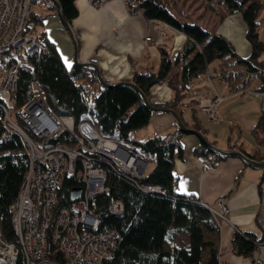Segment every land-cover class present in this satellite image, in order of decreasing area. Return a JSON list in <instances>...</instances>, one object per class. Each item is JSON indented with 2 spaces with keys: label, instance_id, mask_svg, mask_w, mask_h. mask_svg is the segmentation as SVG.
<instances>
[{
  "label": "trees",
  "instance_id": "1",
  "mask_svg": "<svg viewBox=\"0 0 264 264\" xmlns=\"http://www.w3.org/2000/svg\"><path fill=\"white\" fill-rule=\"evenodd\" d=\"M53 1L59 5L63 19L70 23L76 15L73 0ZM216 1L220 5L224 3L226 14L239 13L242 16L247 26L245 38L250 46L248 56L236 55L230 42L218 34L208 33L196 24L181 25L171 16V4L167 0H129L126 3L130 14L140 11L145 19L176 27L187 38L174 63L162 52L157 72L135 73L127 82L133 83L152 106L176 111L186 127L204 136L206 129L194 118V114L193 126H188L175 105L179 93L188 90L196 78L208 73L210 63L219 61L214 68V77L226 82L230 92L245 91L256 80L260 81L257 90L264 92V42L258 37L255 22L262 0ZM52 10L55 15V10ZM44 18L33 12L28 20L40 23ZM42 36L48 42V51L32 53L27 57L30 72L21 73L18 104L28 97V84L34 79L45 91L47 103L56 114L70 115L76 122L89 121L104 138L125 139L148 124L151 111L144 106L134 89L127 85L102 88L92 68L75 65L67 68L55 45ZM178 62L180 67L173 73V66ZM162 83L167 84L175 96L171 102L155 104L151 101L149 90ZM184 134L176 126L173 133L155 134L134 142L135 150L153 164L137 184L107 168L105 186L108 192L96 196L94 201L101 222L100 231L114 229L117 232V245L113 256L103 264H218L217 245L208 239V235L217 233L215 219L195 196L176 192L177 177L172 170L176 150H180L178 138ZM250 136L256 145L250 152L247 153L242 145L232 144L229 147L244 153L251 160H264V114L253 125ZM64 140L65 136L59 139ZM210 143L215 145L214 141ZM194 153L196 156L211 154V158L216 160L225 158L211 153L202 143ZM27 168V148L13 134L9 141L0 145V234L5 242L16 246L19 243L11 227L9 209L21 189ZM149 185L159 186L165 194L144 192L142 188ZM78 186L74 178L64 179L55 203V213L69 205L70 192ZM112 199L123 203L122 216L109 215L107 205ZM179 235L183 238L178 244L175 238ZM242 238V235L236 234L234 248L239 247ZM16 264H24L21 253Z\"/></svg>",
  "mask_w": 264,
  "mask_h": 264
},
{
  "label": "crops",
  "instance_id": "2",
  "mask_svg": "<svg viewBox=\"0 0 264 264\" xmlns=\"http://www.w3.org/2000/svg\"><path fill=\"white\" fill-rule=\"evenodd\" d=\"M91 1L73 0L76 15L69 25L76 39L78 61L96 64L108 84L128 81L135 73L157 72L162 52L172 63L180 55L187 39L180 29L147 20L140 11L130 14L124 0H100L99 7L93 6ZM167 1L171 4V16L181 25L196 24L206 32L218 34L229 41L239 57L249 55L245 22L238 15L226 14V10L216 0ZM53 17L55 19H50L47 32L41 34L56 48H60L58 53L62 62L69 68L73 65V46L56 14ZM260 17H264V5ZM257 33L264 42V27ZM146 37L150 38L147 43L144 42ZM178 65L179 62L176 66L174 64L173 71L177 70ZM217 66L218 63L212 68L208 66V74L199 76L189 85V91L180 104L184 109L182 119L192 127L190 102L201 97L217 96L220 99L216 105L219 120L212 124L218 126V133L215 131L211 134L204 124L206 117L202 113H194L200 124L205 126L206 133L203 136L208 142L214 141L215 146L217 136H222L226 141L223 150L232 149L229 145L236 144L242 145L248 153L256 146L250 131L259 116L264 114V92L257 90L260 86L258 80L245 91L230 92L226 82L212 80ZM149 93L155 104H165L174 98L165 83L151 87ZM176 126L171 114L155 111L151 112L148 125L138 134H142L145 140L163 130H166V134L173 133ZM190 135L184 134L178 138L180 150H176L172 170L177 177L176 192L195 196L203 206L216 211H220V201L227 207L228 222L218 218L217 233L208 235V239L217 245L219 259L228 264H259L256 262L258 260L264 264V248L253 245L264 239V229L257 221L260 191L263 189L260 184L262 170L258 172L257 169L249 168L237 157H226L219 160L220 165L216 170L203 172L194 153L202 142ZM207 135L211 136L210 139ZM247 137L250 141L246 140ZM234 227L243 236L237 248L233 246L237 234Z\"/></svg>",
  "mask_w": 264,
  "mask_h": 264
},
{
  "label": "built area",
  "instance_id": "3",
  "mask_svg": "<svg viewBox=\"0 0 264 264\" xmlns=\"http://www.w3.org/2000/svg\"><path fill=\"white\" fill-rule=\"evenodd\" d=\"M32 2L0 0V145L15 134L24 142L28 155L24 181L9 209L19 246L5 242L0 234V264H16L20 253L24 264H103L113 256L117 245L114 229L100 231L94 201L96 196L108 192L106 170L137 184L149 172V162L135 150V135L121 140L104 138L91 122L56 115L48 106L45 91L34 79L29 81L28 97L18 104L21 73L30 72L27 57L48 51L47 40L28 20L34 12ZM42 2L55 9L52 0ZM149 41V37L144 39L145 43ZM199 107L215 122V102L201 97ZM13 108L14 116L10 111ZM64 136L66 140L59 141ZM195 160L203 172L214 171L220 165L219 160L203 155H197ZM65 178L77 180L81 192L55 213ZM260 184L263 189L257 221L264 229V173ZM142 190L165 193L155 185ZM218 204L220 211L206 208L215 221L220 218L228 222L227 207L221 201ZM107 211L120 217L123 203L112 199ZM234 230L242 235L235 227ZM253 244L264 248V239ZM218 264L228 263L218 256Z\"/></svg>",
  "mask_w": 264,
  "mask_h": 264
},
{
  "label": "water",
  "instance_id": "4",
  "mask_svg": "<svg viewBox=\"0 0 264 264\" xmlns=\"http://www.w3.org/2000/svg\"><path fill=\"white\" fill-rule=\"evenodd\" d=\"M53 1V0H52ZM54 2V1H53ZM54 10H55V14L56 17L58 19V21L60 22V24L63 26V28L65 29L66 33L69 36V39L71 41V44L73 46V65L78 66V67H90L94 70V72L96 73V77H97V82L100 85V87L102 88H107V87H114L117 85H127L129 87H131L132 89H134L140 96L142 103L144 104V106L151 112H166L171 114L175 121H176V125L178 127V129L180 131H182L185 134H192L194 136H196L202 143L203 145L209 149V151L211 153H215L218 154L222 157H237L239 158L244 164H246L249 168L252 169H257V170H264V160L262 161H254L251 160L250 158H248L244 153L238 151V150H233V149H228V150H221L218 147H216L215 145H212L211 143H209L207 141V139L197 130H193V129H189L187 127L184 126V124L182 123V121L178 118L177 114L167 108H162V107H154L152 106L148 100L145 98V96L143 95V93H141L139 91V89L131 82H127V81H123V82H117L115 84H108L105 79L102 77L101 72L99 71L98 67L96 66V64H94L93 62H80L77 59V45H76V39L75 36L71 30V27L69 25V23H67L61 13H60V9H59V5L57 3L54 2ZM81 192L80 188H76L73 189L70 192V201H74L77 197H79Z\"/></svg>",
  "mask_w": 264,
  "mask_h": 264
},
{
  "label": "rangeland",
  "instance_id": "5",
  "mask_svg": "<svg viewBox=\"0 0 264 264\" xmlns=\"http://www.w3.org/2000/svg\"><path fill=\"white\" fill-rule=\"evenodd\" d=\"M91 4L93 5V6H95V7H99L100 6V2L99 3H96V2H91ZM223 5V8L225 9V5H224V3L222 4ZM263 5H264V1L262 0V4H261V8H260V10H259V13H258V16L256 17V20H255V22H256V30L258 31L259 29H261V28H263L264 27V17L262 18V17H260V12H261V10L263 9ZM32 8H33V10H34V14L36 15V16H39V15H42V16H45V18H44V20H42V22H36L35 20H30L29 21V23H30V25L31 26H35V28H36V30H37V32H39V33H42V32H47V26L49 25V21H50V19H55L54 17H53V10L52 9H50V8H48L45 4H42L41 3V1L40 0H34V2H32ZM234 15H238L239 17H241L242 18V16L239 14V13H234ZM47 17V18H46ZM53 17V18H52ZM260 17V18H259ZM46 20V21H45ZM48 34V33H47ZM49 35V37H50V34H48ZM52 36V35H51ZM52 38H53V40H54V42H56L55 41V39H54V37L52 36ZM57 50H58V52H59V50H60V48L58 47V48H56ZM219 61H214V62H212V63H210L209 64V66H210V68H212V65H217V63H218ZM98 67V66H97ZM180 67V64L178 65V68ZM99 69V68H98ZM151 70V69H150ZM99 71H100V69H99ZM211 71H212V69H211ZM101 72V71H100ZM148 72V71H147ZM149 72H152V71H149ZM173 73H174V71H172ZM171 72V73H172ZM208 74V73H207ZM217 78H215V77H213L212 78V80L213 81H218V79L216 80ZM129 81V80H128ZM220 81V80H219ZM120 82H123V81H120ZM209 84H211V82L209 81ZM166 86H167V84H165ZM168 87V86H167ZM169 88V87H168ZM170 89V88H169ZM171 90V89H170ZM172 91V90H171ZM189 91V89L188 90H184V91H182L181 93L182 94H184V96H185V93H187ZM181 93H179L178 94V101H177V104L175 105V107H176V110L179 112V111H181V113H183L184 112V109H183V107H182V105H180L181 104V102H182V100L184 99V96H182V94ZM172 94H173V97L175 96V94H174V91H172ZM172 97V98H173ZM203 98H208V99H210V101H213V102H215V115H214V119H215V122L214 121H212L211 120V117L208 115V114H205L203 111H202V109L199 107V99L197 100V101H191L190 102V104H191V111H192V113L194 114V113H202V115H204L205 117H206V121L204 120V124H206V126L208 127V129L210 130V132H211V134H213V132H217V129H218V126H214L212 123H216L219 119H218V116H217V109H216V105H217V102L220 100L217 96H209V97H203ZM172 100H169L168 102H171ZM49 106V105H48ZM181 106V107H180ZM16 108H13V109H10V111H11V113H12V115L14 116V110H15ZM168 109V108H167ZM52 110V109H51ZM170 110H172V109H170ZM53 111V110H52ZM172 111H174V110H172ZM54 112V111H53ZM175 113H176V111H174ZM55 113V112H54ZM56 114V113H55ZM177 114V113H176ZM191 114V113H190ZM56 115H58L59 116V114H56ZM61 116H70V115H61ZM177 116H178V114H177ZM195 116V117H194ZM194 118H196L197 119V121L200 123V121L198 120V117H197V115L196 114H194ZM178 118H179V116H178ZM180 119V118H179ZM190 119L192 120V115H190ZM89 122V121H88ZM148 125V124H147ZM146 125V126H147ZM189 125H191V124H189ZM145 126V127H146ZM185 126V125H184ZM145 127H143V128H141V129H139V130H136L135 132H134V134L137 136V138H138V141H143V136H142V134H138V132L139 131H141L142 129H145ZM186 127V126H185ZM202 127H205V126H203L202 125ZM188 128V127H187ZM189 129H191V128H189ZM193 130H195V129H193ZM199 132V131H198ZM201 133V132H200ZM218 133V132H217ZM160 134L161 135H165L166 134V130H163V131H161L160 132ZM202 134V133H201ZM203 135V134H202ZM191 137H193L192 135H190ZM207 137L210 139V135H207ZM137 138H136V140H137ZM247 141H250V139L247 137V139H246ZM217 145H216V147H218L219 149H221V150H223L222 148H224L225 146H226V141H225V139H224V137H222V136H217ZM210 143V142H209ZM212 145H214V144H212ZM207 157H212L211 156V154H208L207 155ZM196 158V157H195ZM152 166H153V164H152V162L150 163L149 162V167H148V169L149 170H151V168H152ZM256 171H258V172H260L261 170H256ZM165 194V193H164ZM163 194V195H164ZM161 195V194H160ZM10 223H11V221H10ZM182 235L180 236H177V238H175V242H177L178 244L182 241ZM18 258V257H17Z\"/></svg>",
  "mask_w": 264,
  "mask_h": 264
}]
</instances>
